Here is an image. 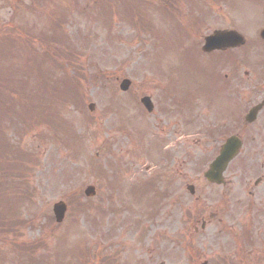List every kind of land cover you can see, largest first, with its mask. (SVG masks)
Listing matches in <instances>:
<instances>
[{
    "label": "rangeland",
    "instance_id": "1",
    "mask_svg": "<svg viewBox=\"0 0 264 264\" xmlns=\"http://www.w3.org/2000/svg\"><path fill=\"white\" fill-rule=\"evenodd\" d=\"M192 1L17 0L19 7L11 5L16 0L0 1V34L11 30L13 19V24H28L34 37L41 30L51 36L50 22L58 21L59 13L64 16L62 32L68 38L60 44L73 62L57 56L55 66L51 55L39 53L36 39L28 50L36 63L55 68L57 79L80 88L76 96L47 94L34 127L13 142L35 161L22 178L26 200L17 211L18 223L12 230L4 227L0 264H254L255 252L264 253V230L256 216L253 255L240 236L225 234L236 231L233 203L244 194L241 183L248 174L226 172L228 186L208 184L202 173L213 151L194 144L199 135L186 138L178 132L183 120L173 117L177 112L159 126L154 113L139 104L142 96H150L155 108L166 100L183 113L186 97L197 95L200 65H188L183 54L189 44L200 42L191 22L208 9L202 0ZM231 2L236 3L233 12L250 23L264 9L257 0ZM124 78L131 85L121 92ZM88 185L96 188L92 198L83 195ZM187 185H193L194 194ZM60 200L68 210L57 224L52 205ZM79 203L88 211L77 210ZM226 207L230 218L220 211ZM218 212L201 229L208 214Z\"/></svg>",
    "mask_w": 264,
    "mask_h": 264
},
{
    "label": "flooded vegetation",
    "instance_id": "2",
    "mask_svg": "<svg viewBox=\"0 0 264 264\" xmlns=\"http://www.w3.org/2000/svg\"><path fill=\"white\" fill-rule=\"evenodd\" d=\"M221 3L222 0L220 7L218 4L219 12L218 8L216 12H206L192 23V31L198 32L200 42L189 44L187 49L195 53L194 64L200 65V88L197 96L191 94L187 100L178 132L187 138L193 132L199 135L194 144L210 148L213 154H218L227 139L234 137L239 141V152L229 162L225 173L236 170L248 174L241 183L244 194L233 205L237 210V235L250 244L254 235L252 221L256 217L261 221L259 229L264 230V171L249 173L264 170V38L260 36L264 30V9L250 23L244 15L233 12L232 6L236 3L227 4L229 13L222 12ZM258 4L264 8V0H257ZM216 34L227 35L210 44L209 38ZM172 106L167 105L166 100L161 105L156 104L154 121L159 126L162 120L176 113ZM171 127L174 128V124ZM160 130L164 131L165 127ZM255 161H259L258 167ZM227 208L220 211L230 218L232 215ZM219 215V212L208 214L203 227ZM248 216L251 220L247 222ZM217 221L220 222V218Z\"/></svg>",
    "mask_w": 264,
    "mask_h": 264
},
{
    "label": "trees",
    "instance_id": "3",
    "mask_svg": "<svg viewBox=\"0 0 264 264\" xmlns=\"http://www.w3.org/2000/svg\"><path fill=\"white\" fill-rule=\"evenodd\" d=\"M21 4L17 0L11 3L13 7H19ZM110 15L112 17L113 14L109 13L107 19ZM61 18H57L58 21L54 23L49 21V29L53 33L51 36H47L46 32L41 30L40 34L34 37L33 33L29 31L28 24L22 21L20 25H16L13 24V19H11V30L1 29L6 32L0 34L1 243L5 241L4 227H11L12 230L18 223L17 211L26 200L25 191L21 187L24 185L22 178L25 176V171L29 170V164L35 161L32 155L24 153L18 147H13V142L34 127V120L38 119V114L43 110L41 107L44 106L45 99L49 96L47 94L51 91L55 90L59 94L65 95H77L78 89L73 84L69 85L68 79H57L55 68L51 70L36 63L31 50H28L30 43L36 39L39 53L42 52L45 57L51 55L50 58L53 57L51 60L55 66L57 62L54 59L62 56L66 61L73 62L74 56L65 54L62 49L64 46L60 44V41L66 38L60 30L62 28ZM24 44L26 45L24 46ZM14 58L18 63L14 62ZM74 92L76 93L73 94ZM18 122H21L22 126H19ZM9 130H11L12 138L9 137ZM76 209L88 211L83 209L81 203L76 205Z\"/></svg>",
    "mask_w": 264,
    "mask_h": 264
},
{
    "label": "water",
    "instance_id": "4",
    "mask_svg": "<svg viewBox=\"0 0 264 264\" xmlns=\"http://www.w3.org/2000/svg\"><path fill=\"white\" fill-rule=\"evenodd\" d=\"M263 37H264V32L262 33ZM218 40H220L218 38ZM129 86V82L124 80L121 82L120 84V89L122 91H125ZM142 104L147 108V110L149 111L151 109V105L149 102L148 98H143L141 100ZM237 150L236 144H233L231 142H228L224 148L222 149L221 154L219 155V157L216 159V161L214 162V164L211 165V170L213 168V171H215V173H212L211 171L209 172V174L206 176L208 178L209 181L211 182H217L219 183L221 181L219 174L221 172L222 169H224L226 163L233 157L235 151ZM191 192H193L192 188H189ZM84 194L87 197H91L94 195V188L89 186L85 189ZM66 205L64 202L59 201L57 203H55L52 207V212L55 218V221L57 223H61L65 212H66Z\"/></svg>",
    "mask_w": 264,
    "mask_h": 264
}]
</instances>
